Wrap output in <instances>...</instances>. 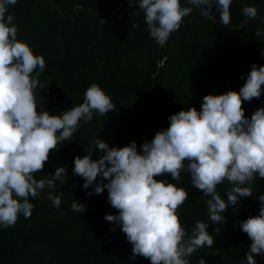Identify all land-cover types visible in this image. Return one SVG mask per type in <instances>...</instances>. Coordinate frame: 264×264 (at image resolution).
Here are the masks:
<instances>
[{"label": "trees", "instance_id": "16d2710c", "mask_svg": "<svg viewBox=\"0 0 264 264\" xmlns=\"http://www.w3.org/2000/svg\"><path fill=\"white\" fill-rule=\"evenodd\" d=\"M17 0L8 6L15 16L18 39L27 42L34 54L43 55L46 67L34 95L38 110L61 114L84 102L87 88L98 84L111 98L115 110L103 116L94 113L69 140L60 142L50 154L37 179H47L58 167H66L64 184L45 188L34 204L31 217L21 214L12 227L0 226V264H151L149 259H132V245L121 226L104 219L118 214L102 194L88 195L84 180L73 175L74 159L102 153L96 147L101 139L110 146L123 147L135 141L138 148L151 141L156 132L169 126V117L181 109L202 105L206 94L239 90L253 63L264 66V0H232L231 24L220 23V12L213 5L210 17L181 0L193 11L183 18L180 28L161 47L149 35L139 0ZM254 6L255 18L243 14ZM244 76V79H241ZM243 107L250 118L264 107V94ZM183 187L188 199L178 209L182 226L191 234L196 221H205L215 236L212 247L197 249L190 264H247L251 240L238 222L259 213L257 197L264 194V179L252 183V196L229 205L224 220L213 223L207 200L191 183L190 174L181 172L180 181L170 174L156 177ZM227 181L217 192L227 201ZM52 191L63 193L59 208L47 200ZM73 199L86 206L83 213L71 211ZM115 228V231L112 229ZM216 229H219L217 232ZM264 264V255L255 257Z\"/></svg>", "mask_w": 264, "mask_h": 264}, {"label": "clouds", "instance_id": "9594fccd", "mask_svg": "<svg viewBox=\"0 0 264 264\" xmlns=\"http://www.w3.org/2000/svg\"><path fill=\"white\" fill-rule=\"evenodd\" d=\"M17 0H0V226L12 227L22 214L31 217L34 204L45 188L55 189L57 181L65 183L66 167H58L47 179H37L50 154L60 142L93 119L115 110V105L96 83L84 94V102L61 114L38 110L34 95L37 87L45 88L39 77L46 61L34 54L31 46L18 39L15 16L8 6ZM131 4H135L130 0ZM232 0H188L208 18L213 5L220 12V23L231 24ZM149 35L163 47L177 31L183 18L193 8L182 6L181 0H139ZM243 14L255 18L254 6L243 8ZM255 36H264L257 30ZM244 79V76H241ZM264 94V66L253 63L245 83L239 90L206 94L199 109L191 107L172 114L169 126L156 132L151 141L139 148L135 141L123 147L110 146L98 139V159L92 153L74 159L73 175L84 180L83 188L91 196L107 189V200L118 214L104 219L121 226L132 245V259H149L151 264H190L189 257L197 249L212 247L215 236L205 221H196L189 235L177 212L188 199L183 187L156 177L170 174L180 181L181 172L190 174L192 186L207 200L213 223L229 205L236 206L241 198L252 196V183L264 179V107L257 108L249 118L243 107ZM227 181V201L217 186ZM63 193L50 191L47 200L59 208ZM259 213L238 222V227L251 240L246 254L247 264H257L255 257L264 255V194L257 197ZM86 206L73 199L71 211L83 213ZM116 229L113 228L112 231ZM218 232L219 229H216ZM199 264H206L201 258Z\"/></svg>", "mask_w": 264, "mask_h": 264}]
</instances>
